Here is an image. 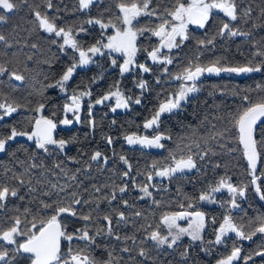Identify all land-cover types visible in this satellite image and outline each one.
I'll return each instance as SVG.
<instances>
[{"label":"trees","instance_id":"trees-1","mask_svg":"<svg viewBox=\"0 0 264 264\" xmlns=\"http://www.w3.org/2000/svg\"><path fill=\"white\" fill-rule=\"evenodd\" d=\"M119 0H100V2L87 11H78L77 0H52L53 8L46 7V0H18L17 9L10 14L6 22H0V35L6 37V41H0V65L7 68L8 71L0 73V102L7 100L9 103L20 104L23 107L11 116H6L0 120V135L10 133L12 126H16L18 130L31 131L28 120L38 115L34 111L39 103H46L44 115H51L52 112L57 113V118H62V106L68 102V98L73 90L77 92L91 90V97H84L82 101L81 120L79 124L74 123L71 126H59L57 128V138L68 139L74 137L73 143H70L63 152H58L48 156L40 150L35 149L34 141H29L26 137H17L15 140L9 141L6 146V152L0 153V181L12 182V175H20L24 172L27 164H21L20 161L31 162L29 157L35 154L38 159H42L43 163L49 169L53 168L55 162H63L62 167L75 172L77 168L82 170L78 173L77 179L81 183L79 189L75 183L67 181L62 174L57 177L52 172H45L41 177L40 173L43 169L32 170L33 178L51 181L53 183L64 184L73 183L70 191L76 190L83 193L85 199H95L97 197L102 201L99 210L93 212L95 220L96 216H103L108 213L109 208H115L118 211H124L129 216L128 223H121L117 226V217L113 215L114 232L121 236L120 240H116L115 236L101 235L96 238V244L90 248L85 242L74 240L72 246L74 248H84L86 252L94 255L98 261L107 260L108 253L111 252L114 257H123L118 264H216V261L228 255L233 245L242 249V256L259 251L264 248V236L257 234L252 240H243L235 234H230L222 244H209L208 241H214V229L218 228L219 222L224 215L229 213L233 216L234 221L243 226L245 231L250 230L253 222L257 217L264 216V200L253 191L250 186L245 198L238 199L241 207L238 210L231 209L228 201L230 194L227 190L215 193L217 203L215 205H207L203 201L198 200L199 194L206 190L208 186L215 185L220 177H231L234 184H249L251 177L248 173V165L242 154V145H239L234 139L236 130L229 122L231 115L238 109L245 106L246 102L242 100V96L249 95L252 99L264 96V89L257 88V85H264V70L261 72H253L241 77L228 76L223 73L220 76H208V80L202 85L201 91L195 95L189 105H182L181 109L174 110L172 113H166L161 116V122L158 128L145 129V121L151 117L159 103L163 102L169 93L174 92L180 86V82L171 80L172 75L180 73L186 67L190 60L196 55V41L211 37L220 23L225 21L222 13L213 14V19L209 21L205 29H190V39L185 41L179 48H174L169 55L174 58L173 64L167 65L168 73L160 79L162 67L159 64H152L151 74L155 78L145 76L140 69L132 74H121L120 69H114L111 59L116 56L104 52V55H96L93 57L95 63L90 66H82L76 70L72 79L68 82V92H62L58 87H48L59 79L63 70L70 65L74 55L70 48L61 49L60 44L63 42L62 37L55 36L54 33H46L37 27L34 19L33 9L39 6V10L47 12L49 17L55 18L59 27H73L74 32L80 26L86 31L79 32L76 39L85 47L96 43L101 39L102 30L99 25H89L85 21L89 17H97L103 12L105 20L112 19L117 23L116 16L120 15L115 5ZM172 0H153L150 8H156L158 12L163 11L165 7H170ZM241 8L252 7L253 13L251 19L247 23L243 21L233 22L238 24L242 31H251L249 37H225L217 38L215 46L208 50H204L200 56V62L208 63L216 58H222L226 62V66L243 65L249 59L253 58V53L257 48L264 50V27H253L254 24L264 23V17L260 16V9L264 8V0H237ZM109 9V11H105ZM3 14V13H0ZM160 21L155 16H142L137 27H152ZM157 38L152 36L150 32H145L138 36V48H151L157 44ZM56 41V43H53ZM36 44L38 47L33 48ZM140 58L146 57V52L139 51ZM32 59H28V57ZM256 57V61H259ZM16 71L25 78L22 81L15 80L11 77V72ZM102 77V78H101ZM93 78H96L93 83ZM159 79V83L157 82ZM146 80V89H140L138 82ZM162 80V81H160ZM114 85H118L120 90L130 96L132 100L139 98L140 104L130 103V106L124 111L117 113L106 110L113 102L95 105L91 107L92 117L95 119L96 125L90 127L87 122L88 111L90 105L94 101L105 94ZM209 93H212L209 95ZM2 112V110H0ZM71 118V114H69ZM206 118V119H205ZM115 121V123H113ZM215 125V128L212 126ZM23 126V127H21ZM229 131L225 132V129ZM264 131V124H258V138L260 133ZM164 133L171 136V140H163L164 148L148 149L141 145H129L125 136L136 134ZM213 132H225V136L217 141H209L208 146L218 153V155L210 156L204 162H201V171L192 170L191 173L183 176L177 175L171 181L167 178L156 177L151 183L155 184V188H150L152 197H143V193L139 188H133V181L137 184L146 183V175L154 172L151 165L159 162L160 165L170 163V153L180 155L181 149L186 152V145H191L193 139H207ZM112 137V144L107 143L106 137ZM226 145V147H221ZM179 146V147H178ZM201 147H204L203 142ZM27 149V152L24 151ZM229 149H235L229 151ZM101 151L109 156L107 165L102 162L90 161L89 158L94 151ZM196 151L195 148H193ZM125 156L132 169L128 177H123L122 173L127 171V166L119 159ZM67 157H75L80 161L79 164L67 159ZM85 162L92 163L90 170L84 169ZM220 167H215L216 164ZM5 169H9L5 175ZM59 172L58 169H53ZM264 171V156H262L261 164L258 165V174ZM71 174V172L69 173ZM27 179V177H25ZM264 179V178H262ZM128 184V191L119 193L117 191V199L112 202L111 206L103 200L104 197L110 198L113 189ZM93 186L101 188L100 193H95ZM38 189L36 193L28 192V185L21 188V195H25L23 201L16 198H10L4 208L0 209V223H3L5 229L9 226L11 218L20 216L24 219L25 208L31 209L27 214L28 222H31L33 216L45 215L38 213L39 200H47L41 194L47 191L46 184L35 185ZM87 188V192L83 189ZM63 195V194H62ZM140 197H143L141 199ZM122 200H128L130 204H134L135 208H127L122 205ZM160 201L159 205L153 201ZM192 203L193 208H187ZM185 205L181 208L180 205ZM91 207H94L92 205ZM90 206L85 205L82 211L87 214ZM142 211V217L132 215L134 211ZM203 211L206 216L215 217L216 224L208 223L204 232L203 241H191L187 237H183L180 246L176 249H168L164 246L162 249L155 247V242L147 239V232L141 230V225L151 224L153 228L160 222V217L166 212L176 211ZM68 223V231L81 227L85 222L79 218H64ZM105 221L102 219L95 221L92 228H103ZM25 228V225L21 226ZM30 227V223L27 224ZM161 226V230L166 234V229ZM135 236L137 244H133L132 240L125 241L123 237ZM144 240L142 245L148 250L149 257H139L137 250L139 241ZM68 246V242H67ZM15 246L8 245L0 240V250L7 248L11 251ZM124 247H130L134 250L131 254L121 251ZM189 248V257L185 261L181 258L180 252L184 248ZM205 249H208L207 251ZM98 250H103V254H98ZM129 255L135 257L134 260L129 259ZM17 260L19 258L17 257ZM22 264L23 262L20 261ZM2 264V262H0ZM13 264H19L17 261ZM234 264H245L244 260L234 262ZM246 264H264V257L253 256V259L247 261Z\"/></svg>","mask_w":264,"mask_h":264},{"label":"snow or ice","instance_id":"snow-or-ice-1","mask_svg":"<svg viewBox=\"0 0 264 264\" xmlns=\"http://www.w3.org/2000/svg\"><path fill=\"white\" fill-rule=\"evenodd\" d=\"M99 2L100 0H77L78 7L76 10L87 11ZM152 2L153 0H119L115 5L120 12V15L116 16L117 23H114L110 18L105 20L103 12L97 17H89L85 21L86 24L99 25L101 29L111 28L114 32L106 37L107 42L102 37L87 48L76 39V35L79 32L86 31L83 26H80L75 32L73 27H59L55 18L49 17L47 12L42 13L39 10V6L33 9L37 27L46 33H54L55 36L62 37L63 42L60 44V48L63 50L67 47L74 52L70 65L63 70L59 79L55 80L54 84L48 87H58L62 92L67 93L68 82L72 79L76 70L82 66L95 63L93 57L104 55L103 50L105 49L109 50L110 54L113 52L123 54V63L118 65L121 74L134 71L137 67L145 73L152 71L145 64L136 63L137 52L141 50L146 52L147 57L153 63L165 65L163 72L168 73L167 65L173 64L174 58L164 53L163 50L166 49L170 52L174 48H179L185 41H188L191 38L189 35L190 25H195L199 29H205L209 21L213 19L214 12L222 13L226 18L225 21L220 23L211 37L196 41V55L180 73L172 75V79L182 81V83L178 89L169 93L166 99L159 103L151 117L145 121L144 128H158L161 116L180 109L182 104L188 101L191 94L200 92L201 87L198 82L205 74L219 75L224 72L242 74L264 70V50L260 48H257L256 52L253 53V58L243 65L226 66V62L222 58H216L208 63H202L199 59L204 50H208L210 46H215L217 38L251 36V31H242L238 24H234L233 22L243 21L247 23L253 13L252 7L241 8L237 0H172L170 7H165L163 11L158 12L156 8H150ZM17 7L18 0H0V13H3L0 14V22H6L8 18L7 14L13 13ZM46 7L48 9L53 8L52 0H46ZM105 11H109V9H105ZM142 16H155L160 22L152 27H135L134 21H138ZM260 16L264 17V8L260 9ZM253 27H264V23L254 24ZM145 32H150L152 36L159 37V43L153 46L151 50L138 48L137 46L138 36L143 35ZM0 41H6V37L0 35ZM53 43H56V41H53ZM32 47L36 48L38 45L33 44ZM256 57L260 58L259 61H256ZM28 59L30 60L32 57L29 56ZM111 64L117 66L116 58L111 59ZM7 71V68L0 65V73ZM11 77H14L17 81H22L25 78L16 71L11 72ZM95 80L96 78H93V83H95ZM157 82L159 83V79H157ZM146 86V81L141 80L138 82L140 89H146ZM113 88L115 90L110 88L106 94L97 98L94 104L90 105L88 111L89 119L87 121L90 127L94 128L96 125L91 112V107L95 105H102L106 101L114 99L115 107H112L111 111L115 112L118 108H128L130 103H141L139 98L133 101L130 96H126L118 85H114ZM257 88L264 89V85H257ZM211 94L209 93V95ZM91 96L92 92L90 89L81 92L73 90L68 98V102L62 106V118H57L56 112H52L50 116L44 115L46 103H39L34 109L38 115L28 120L31 131L18 130L16 126H12L9 134L0 135V153L6 152V146L9 144V141L15 140L20 136L27 137L29 141H34L35 149L40 150L48 156L63 152L70 143L74 142L75 138H57V128L59 126H71L74 123H81L83 98ZM242 100L246 102L245 106L230 114L231 119L229 122L236 130L234 139L239 145H242V154L247 161V170L251 177L250 183L234 184L231 182V177L222 176L215 185L210 184L206 190L199 194V201L222 203L216 200L214 194L227 190L230 194V200L228 201L230 208H240L237 198H245L250 186L259 198L264 200V179H262L264 178V171H260L258 174V165L261 164L262 156H264V131L260 133L259 138L257 134L258 123L264 124V96L252 99L249 95H244L242 96ZM21 107L23 105L9 103L6 99L3 100L0 102V110H2L0 112V120H3L6 116H11ZM69 114H71V118H69ZM212 127L215 128V125ZM227 131L229 129L226 128L225 132ZM225 132H213L207 139L203 137L201 139H193L191 145L185 146L186 152L182 148L180 150L182 154L179 156L175 153H170V163L160 165L159 162H154L151 165L154 172L147 173V182L141 185L133 181V188H139L143 193V197H152L153 193L150 191V188H155L156 185L151 182L156 177L167 178L171 181L178 174L183 176L192 170L201 171V162H204L210 156L218 155L213 148L208 146L209 141L219 142V139L225 136ZM165 139L171 140L172 137L166 136L164 133H157L152 136L133 133L125 136V140L129 145L139 144L145 147L156 148H164L165 145L162 141ZM106 140L109 145L113 142L110 136L106 137ZM202 142L204 147H201ZM221 147H226V145H221ZM234 150L229 149V151ZM24 151L27 152V149H24ZM29 159L31 162H19L27 164V167L20 175H12V182L0 181V209L5 207L6 202L10 198L23 201L25 195H21L20 190L25 185H28L29 193H36L38 189L35 185L46 184L47 191H42L41 194L49 199L39 200L37 209L38 213H45V215L42 218L39 215L33 216L32 221L28 222L27 214L31 212V209L25 208L24 219H21L20 216L12 217L6 229L3 223H0V240H3L8 245L15 246L11 251L7 248L0 250V262L2 264H13L19 256L27 264H118V261L122 260L123 257H114L109 252L107 260L98 261L94 255L86 252L84 248H74L72 242L74 240L83 241L90 248L96 244V238L101 235L115 236L116 240H120L121 236L114 232L113 215L111 213H115L117 217V226L121 223H128L129 216L124 211H118L110 207L108 213H105L103 216L98 215L94 220L92 213L99 210L100 203L102 202L100 198L85 199L82 192L76 190L70 191L73 188V183L67 182H74L76 188L79 189L81 183L78 181L76 173L80 172L81 168H77L75 172H72V170L62 167L63 162H55L53 168L49 169L43 163V160L38 159L35 154H31ZM67 159L77 164L80 163L75 157H67ZM119 159L128 169L122 175L123 177H128L132 164L123 155ZM89 160L102 162L104 165H107L109 156L97 150L91 154ZM220 166L218 163L215 165V167ZM83 167L90 170L92 163L85 162ZM34 169L44 170L40 173L41 177L44 176L45 172H52L57 177L62 174L67 178V181L64 184H60L40 178H33L31 173ZM53 169H58L59 172H55ZM8 171L10 170L5 169V175ZM70 172L71 174H69ZM128 188V184L125 183L123 186L118 187V189H113L110 193V198L106 196L103 200L111 206L112 202L117 199V191L125 193L128 191ZM93 189L95 193L101 192V188L99 187L93 186ZM87 191V188L83 189V192ZM143 197L140 198L143 199ZM153 202L157 205L160 203V201L156 200ZM85 205L90 206L87 214L82 211ZM92 205L94 207H91ZM122 205L127 208H135V205L130 204L128 200H122ZM180 207L183 209L185 205L181 204ZM193 207L192 203L187 205L189 209ZM132 215L139 218L143 216V212L137 210ZM65 217L79 218L85 223L81 227L69 232ZM100 219L106 222L105 226L93 229L92 225ZM182 220L187 221L186 227L179 223ZM28 223H30V227H27ZM208 223L216 224L217 220L215 217H207L203 211L183 210L166 212L160 217V222L155 228L151 224H148L146 226L141 225V230L147 232V239L154 241L156 248L162 249L164 246H167L168 249H176L180 246V241L185 236L190 237L193 242L203 241V232ZM22 225L26 227L22 228ZM161 226L167 229L166 234L161 230ZM214 233V241H208L207 243L222 244L230 233H234L238 238L243 240H252L257 234L264 236V216L257 217L250 230L245 231L243 226L238 225L229 213L222 217L218 228L214 229ZM18 237H22V241L18 240ZM123 239L125 241L132 240L133 244H137L135 236H125ZM63 241L68 242L66 250H62ZM143 244L144 240L139 241V245L141 246H138L137 255L139 257L151 258L149 257L148 250L142 246ZM133 250L130 247L121 249L122 252L129 254ZM205 250L207 251L208 249ZM241 253V247L233 245L230 253L217 260L216 264H234V262L239 260H244L246 264L247 261L253 259V256L264 257V248L245 256H242ZM180 256L186 261L189 257V248H184L180 252ZM129 259L134 260L135 257L129 255Z\"/></svg>","mask_w":264,"mask_h":264},{"label":"flooded vegetation","instance_id":"flooded-vegetation-1","mask_svg":"<svg viewBox=\"0 0 264 264\" xmlns=\"http://www.w3.org/2000/svg\"><path fill=\"white\" fill-rule=\"evenodd\" d=\"M141 20V17L138 19V21H134V26L135 27H137V26H139L140 24H139V21ZM190 29H199L197 26H195V25H190L189 26V31H190ZM102 30V33H101V38L103 37L104 38V41L106 40V37L108 36V35H111V34H113V32H114V30L113 29H111V28H108V29H101ZM157 39V44L159 43V37H156ZM137 42H138V39H137ZM156 44V45H157ZM138 46V45H137ZM155 46V45H154ZM173 50V49H172ZM163 52L164 53H166V54H168L169 55V51L168 50H163ZM108 53H109V50H108ZM112 55H114V56H116V60H117V66H114V69H118L119 67H118V65L119 64H122L123 63V55H120L119 53H111ZM136 63L137 64H145L146 66H148V67H150V65H152V64H159V63H153L148 57H147V54H146V57L145 58H140V53H139V51L137 52V55H136ZM92 64V63H91ZM91 64H89V65H86V67H88V66H90ZM159 65H161V66H164L165 67V65H162V64H159ZM164 67H162V69L164 68ZM120 69V68H119ZM138 67L137 68H135V70L134 71H130V72H127L126 74H132L133 72H136V71H138ZM141 70V69H140ZM144 74H146L145 76L149 79V77H151V79L152 78H155V76H153V74H151V72H148V73H145L144 72ZM222 73H220L219 75H216V74H205L204 76H202L201 78H200V81L198 82V84H199V86L201 87V89H202V85L203 84H205V81H207L208 80V76H220ZM224 75H226V73L224 72L223 73ZM167 75V73H164L163 71H162V74L160 75V79H162V77L163 76H166ZM175 75V74H174ZM171 80H174V79H172V77H171ZM144 81H146V80H144ZM160 81H162V80H160ZM176 81H179V80H176ZM180 83H182V81H179ZM148 85V84H147ZM115 90V89H114ZM109 91V90H108ZM108 91H106L105 92V94L108 92ZM122 91V90H121ZM123 92V91H122ZM124 93V92H123ZM199 93V92H198ZM198 93H194V94H191L190 96H189V99H188V101L187 102H185V103H183L182 105H189L190 104V102H191V100L195 97V95H197ZM126 95V94H125ZM109 102H113L112 103V105H110L109 106V108L106 106L105 108H106V110H110L111 111V108L112 107H115V100L114 99H112V100H108V101H106L105 103H109ZM82 108H83V106H82ZM127 109V108H126ZM181 109V108H180ZM125 110V109H124ZM124 110H116L115 111V113H117V112H119V111H124ZM177 110H179V109H177ZM57 132V131H56ZM133 134V133H132ZM155 134H157V132H155L154 133V135ZM129 135H131V134H129ZM145 135H148V136H152V135H149V134H145ZM192 172V171H191ZM191 172H188V173H191ZM231 234H234V233H231ZM67 249V241H63L62 242V250H66ZM98 252V254H103L104 253V251L103 250H98L97 251ZM18 258H19V260H17V262L20 264L21 262L20 261H22L23 263L22 264H27V262L22 258V257H19L18 256ZM105 261V260H104Z\"/></svg>","mask_w":264,"mask_h":264},{"label":"rangeland","instance_id":"rangeland-1","mask_svg":"<svg viewBox=\"0 0 264 264\" xmlns=\"http://www.w3.org/2000/svg\"><path fill=\"white\" fill-rule=\"evenodd\" d=\"M105 42H107L106 40H105ZM104 52H106V51H108V50H103ZM120 55H123V54H121V53H119ZM95 57V56H94ZM226 73V75H228V76H237V77H241V76H244V75H248V74H250V73H242V74H236V73H227V72H225ZM124 109H126V108H118L117 110H124ZM138 135H141V134H138ZM23 137V136H22ZM27 138V137H26ZM135 145H139V144H135ZM141 146H143V145H141ZM144 148H148V149H158V148H156V147H145V146H143ZM186 174H188V173H186ZM238 199H240L239 197L237 198V202L239 203V201H238ZM205 204H207V205H215V204H217V203H212V202H208V201H203ZM240 204V207H241V203H239ZM238 209H240V208H236L235 210H238ZM182 226H187V221H184V220H182V221H180L179 222ZM166 229V228H165ZM164 229V230H165ZM205 230V229H204ZM166 231H167V229H166ZM231 234V233H230ZM229 234V235H230ZM185 237H187V238H189V239H191L190 237H188V236H185ZM22 237H18V240H20V241H22Z\"/></svg>","mask_w":264,"mask_h":264},{"label":"water","instance_id":"water-1","mask_svg":"<svg viewBox=\"0 0 264 264\" xmlns=\"http://www.w3.org/2000/svg\"><path fill=\"white\" fill-rule=\"evenodd\" d=\"M259 124V123H258Z\"/></svg>","mask_w":264,"mask_h":264}]
</instances>
